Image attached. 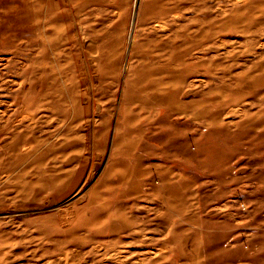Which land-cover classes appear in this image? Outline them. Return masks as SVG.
<instances>
[{"label": "rangeland", "instance_id": "1", "mask_svg": "<svg viewBox=\"0 0 264 264\" xmlns=\"http://www.w3.org/2000/svg\"><path fill=\"white\" fill-rule=\"evenodd\" d=\"M0 0V264H264V0Z\"/></svg>", "mask_w": 264, "mask_h": 264}, {"label": "bare ground", "instance_id": "2", "mask_svg": "<svg viewBox=\"0 0 264 264\" xmlns=\"http://www.w3.org/2000/svg\"><path fill=\"white\" fill-rule=\"evenodd\" d=\"M136 5H137V0H135V5H134V8L136 7Z\"/></svg>", "mask_w": 264, "mask_h": 264}]
</instances>
